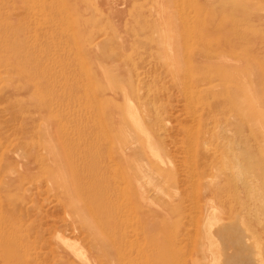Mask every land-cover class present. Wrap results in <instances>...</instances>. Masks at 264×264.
Listing matches in <instances>:
<instances>
[{"label":"rangeland","instance_id":"rangeland-1","mask_svg":"<svg viewBox=\"0 0 264 264\" xmlns=\"http://www.w3.org/2000/svg\"><path fill=\"white\" fill-rule=\"evenodd\" d=\"M234 132L264 177V0H0V264H164V241L175 264H226L209 220L234 200Z\"/></svg>","mask_w":264,"mask_h":264},{"label":"bare ground","instance_id":"bare-ground-1","mask_svg":"<svg viewBox=\"0 0 264 264\" xmlns=\"http://www.w3.org/2000/svg\"><path fill=\"white\" fill-rule=\"evenodd\" d=\"M210 94H213V92L211 91V92H209ZM224 97H226L225 95H215V96H211V98L215 101L217 98L218 99H223ZM220 99V100H221ZM220 100H218V101H220ZM130 102V101H129ZM128 102V106H129V108H128V114H129V116H130V118L132 119V121L134 122V125H135V127H136V129L138 130V132L141 134V133H143L144 132V128H143V122H142V120H140L139 118H138V114H137V112H136V110H135V107L134 106H132V104H131V102L129 103ZM126 107V106H125ZM210 106H208V108H209ZM235 134V136L232 134V136H234V138L233 139H227V137H225L224 138V136L226 135V134H222V137L224 138V139H222V140H224V142H226L225 143V145L223 144V148L225 149V152L224 153H221V158H222V160H221V163H222V173H223V176H224V178L226 179L225 180V182H224V184H222V182H221V184L220 185H224L225 186V188L227 187V188H229V190L231 189L232 191H234V200H233V202L232 203H230L231 205L230 206H228L227 205V203H225L226 204V206H225V204L219 209H217V208H214L213 209V211H215V212H213L212 214L210 213V220H209V223H210V228H212V236L215 238L216 236H219L220 238H223V240L225 239V240H229L228 241V243H230V244H228L229 246L230 245H232L231 247H234L233 249H234V252H235V248H237V250H236V252H237V254L235 255L234 254V256H233V254H232V256L233 257H235V258H233V259H231V260H229V261H227L226 262V264H262V257L260 256V254H262V253H260L259 251H258V247L257 246H255V245H252V244H254V242H252L251 244H250V242L249 243H247L246 244V242H245V240L243 239L244 237H243V235L242 234H244V233H242V232H244L243 230V228H242V225H241V222L243 223H249V222H253V224L255 225V226H257V227H259V228H262V229H264V183H263V181H264V177H262V178H249V173H250V166L249 165H242V163H238V161L240 160V158H241V156H243V157H247L248 155H250L251 154V152H252V150H251V145L249 144V142H248V140H247V138H245L242 134H240L243 138H244V140H242V139H240V135H238L237 134V132H234ZM231 136V135H230ZM101 137V136H100ZM229 137V136H228ZM158 139V138H157ZM235 139H240L241 140V143H240V146L242 147V153H240V152H237L235 149H231V151H230V148H231V146L233 145V141L235 140ZM152 140V139H151ZM219 148V147H218ZM146 150L148 151V152H152L153 150H152V145L150 144V140L149 141H147V144H146ZM218 151H219V149H218ZM264 165V164H263ZM224 166V167H223ZM262 170H264V168H262ZM86 178H81V176H80V178H79V180L77 181L78 182V186H79V190H81L82 188H85L86 187ZM262 182V183H261ZM213 183V182H212ZM218 183V182H217ZM89 184V183H88ZM215 184V183H214ZM196 188V187H195ZM220 188H222V187H220ZM226 188V189H227ZM87 189H97V188H95V187H87ZM224 188H222V190H223ZM228 190V191H229ZM230 190V191H231ZM75 192H76V194H78L79 195V192L78 191H76L75 190ZM95 194H97L98 192H100V194L98 195V196H95L94 197V200H93V204H96V206H98L97 208H99V205H102V204H100V203H105V201L107 200V196H106V194H102L101 193V191H99V190H97V191H93ZM144 192V191H143ZM217 192V191H216ZM222 192V191H221ZM220 191L218 192V193H221ZM210 193H211V191H210ZM217 193V194H218ZM213 194H214V190H213ZM77 195V196H78ZM143 195V194H142ZM145 196V195H144ZM223 196H224V194H223ZM78 198H80L79 196H78ZM196 198V197H195ZM222 198V197H221ZM149 199V198H148ZM144 200V199H143ZM142 200V201H143ZM168 200V199H167ZM78 201L79 200H73L71 203V206H72V208H77V206H80V204L78 203ZM169 201V200H168ZM196 201V200H195ZM226 202H228V201H226ZM229 203V202H228ZM92 204V203H91ZM218 204V203H217ZM195 205L196 206H199V205H197V203H195ZM219 205V204H218ZM176 206V205H175ZM195 206V208H197ZM213 206V205H212ZM217 207H219V206H217ZM106 208V210H107V207H105ZM105 208H103V210L104 211H106L105 210ZM194 208V209H195ZM199 209H200V206L198 207ZM197 208V209H198ZM211 208V207H210ZM199 209H198V211H199ZM204 209V208H203ZM202 209V210H203ZM224 209H226V212H225V210ZM154 210V209H153ZM196 210V209H195ZM236 210H238L240 213H238L237 215L240 217L238 220H237V217H236V214H235V211ZM197 211V210H196ZM201 211V210H200ZM199 211V212H200ZM206 211H210V210H206ZM237 211V212H238ZM110 212V211H109ZM204 212V211H203ZM211 212V211H210ZM106 213L108 214V212L106 211ZM209 213V212H208ZM256 213H257V216L256 217H253L252 215L253 214H255L256 215ZM199 214V213H198ZM203 214V213H202ZM240 214V215H239ZM200 215V214H199ZM198 216V215H197ZM204 216V215H203ZM227 216H230V218H228ZM167 217V216H166ZM195 219V218H194ZM204 219V218H203ZM248 220H250L249 222H248ZM83 222V221H82ZM239 222H240V224H239ZM162 223V222H161ZM171 223V222H170ZM196 223V222H195ZM250 223V224H251ZM173 224V223H172ZM161 225H163V226H161V230L160 231H162V232H167L168 230H170V231H173L174 229H175V227H176V225L174 224L173 226H167V225H164V224H161ZM246 225V224H245ZM244 225V226H245ZM248 225V224H247ZM253 225V226H254ZM254 226V227H255ZM217 227V233L215 232V230H214V228H216ZM247 227H249V225L247 226ZM246 227V228H247ZM250 228V227H249ZM108 229V228H107ZM107 229H106V231H107ZM243 229V230H242ZM251 229V228H250ZM252 229H253V227H252ZM258 230V229H257ZM108 231H109V229H108ZM175 231V230H174ZM248 231V230H247ZM256 231V230H255ZM155 233V232H154ZM175 233V232H174ZM210 233V232H209ZM242 233V234H241ZM248 233V232H247ZM157 234V233H156ZM176 234V233H175ZM202 234H203V232H202ZM264 234V233H263ZM160 235V234H159ZM180 235V234H179ZM204 235V234H203ZM202 235V236H203ZM258 234H256V236H257ZM162 236V235H161ZM172 236V235H171ZM212 236H210V237H212ZM253 236H254V234H253ZM263 236V235H262ZM261 236V237H262ZM169 237V236H168ZM178 237V236H177ZM218 237V238H219ZM245 237H247L248 238V236H245ZM260 237V238H261ZM105 239H106V237H104ZM172 238V237H171ZM202 238V237H201ZM220 238H219V240H220ZM250 238V237H249ZM254 238V237H253ZM264 238V237H263ZM105 239L103 240L102 239V241H104L105 242ZM112 237H108L107 239H106V242H107V240H109V243L111 244V242H112ZM179 239V238H178ZM114 241H116V239H113ZM175 240H177V239H174V241ZM180 240V239H179ZM203 240V239H202ZM225 240H224V242H225ZM249 240V239H248ZM259 240V239H258ZM257 240V241H258ZM260 240H262V239H260ZM158 241V240H157ZM178 241V240H177ZM119 243V241H116V242H112L113 244L115 243ZM159 242V241H158ZM203 242H206L205 241V239L203 240ZM215 242V241H214ZM221 242H222V240H221ZM117 243V244H118ZM218 243H219V241H218ZM226 243V242H225ZM260 243V242H259ZM262 243V242H261ZM106 244H108V242L106 243ZM112 244V245H113ZM114 244V245H115ZM184 244V243H183ZM207 244V243H206ZM209 244V243H208ZM220 244H224V243H220ZM243 244H245V247H242V246H244ZM112 245H110L111 247H112ZM179 245H181V244H179ZM216 245V244H215ZM258 245V244H257ZM262 245V244H261ZM107 246H109V245H107ZM109 246V247H110ZM177 246V245H176ZM209 246V245H208ZM110 247V248H111ZM119 247V246H118ZM219 247V246H218ZM225 247H227V246H225ZM225 247L224 248H222V250L224 251V249H225ZM231 247H229V248H231ZM261 247H263V245L261 246ZM260 247V248H261ZM75 248V247H74ZM73 248V249H74ZM117 247H116V245H115V249H116ZM120 248V247H119ZM151 248H152V251H156V250H158L159 251V249H162V252H163V250H166V255H165V257H164V264H175V257H174V253H175V242L173 243V241H172V243L171 242H169V243H165V241H164V243H161L160 244V242L159 243H153V247L151 246ZM180 248V247H179ZM217 248V247H216ZM221 248V247H220ZM228 248V247H227ZM229 248H228V250H229ZM112 249V248H111ZM211 248H209V250H210ZM218 249V248H217ZM232 249V248H231ZM6 250V249H5ZM74 250H76V249H74ZM73 250V251H74ZM100 250V249H99ZM119 250H121V248L119 249ZM119 250L118 251H116V252H119ZM207 250H208V248H207ZM212 250H214V249H212ZM261 250H264V249H261ZM180 250H178V252H179ZM217 251V250H216ZM76 252H77V250H76ZM107 252V251H106ZM121 252V251H120ZM165 252V251H164ZM177 252V251H176ZM222 252V251H221ZM228 251L226 250L224 253H226V255L225 256H227V255H229L228 257H230L231 256V254H228L227 253ZM77 253H79V254H82V252H80V251H78ZM76 253V254H77ZM109 253H111V252H108V254ZM220 253V252H219ZM223 253V252H222ZM229 253H231V251L229 252ZM245 253H248L249 254V256L247 257V255H245ZM79 254L77 255L78 257L77 258H82V257H80L79 256ZM181 254H183V253H181ZM207 254H209V253H207ZM206 254V255H207ZM13 254H10V256H12ZM116 255H118V253H116ZM120 255V254H119ZM123 254H121V256H122ZM184 255V254H183ZM205 255V256H206ZM221 255H223V254H221ZM221 255H219V258H220V256ZM264 254H262V256H263ZM186 256V255H185ZM208 256H210L211 257V255H208ZM225 256H223V257H225ZM244 256H246V257H244ZM260 256V257H259ZM146 257V256H145ZM227 257V258H228ZM3 258V257H2ZM117 258H118V256H117ZM144 258V257H143ZM184 258V257H183ZM206 258H208L207 256H206ZM218 258V259H219ZM263 258H264V256H263ZM107 259V258H106ZM114 259H115V257H114ZM122 259V262L123 261H125L123 258H121ZM148 259V258H147ZM159 259V258H158ZM169 259H170V261H169ZM224 259V258H223ZM101 260L103 261V259H100L99 261L101 262ZM109 260V259H108ZM117 260H120L119 258L118 259H116V261ZM135 260V259H134ZM168 260V262H166ZM200 260V259H199ZM209 260H211L210 258H209ZM222 260V259H221ZM225 260V259H224ZM135 261H137V260H135ZM139 261V260H138ZM137 261V262H138ZM178 261V260H177ZM223 261V260H222ZM119 262V264H122L120 261H118ZM117 262V263H118ZM220 262V261H219ZM219 262H218V264H219ZM97 263V262H96ZM102 264H104L103 262H101ZM116 262L114 263L113 262V264H117ZM126 263V262H125ZM133 263V262H132ZM149 263V262H148ZM208 263H209V261H208ZM211 263V262H210ZM224 263V262H223ZM6 264H19V262H18V259H16L15 257H11V261L10 262H7ZM87 264H89V263H87ZM99 264V263H98ZM108 264V263H107ZM161 264V263H160ZM181 264V263H180ZM225 264V263H224Z\"/></svg>","mask_w":264,"mask_h":264}]
</instances>
